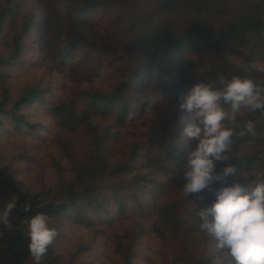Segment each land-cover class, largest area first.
I'll use <instances>...</instances> for the list:
<instances>
[{
    "label": "trees",
    "instance_id": "trees-1",
    "mask_svg": "<svg viewBox=\"0 0 264 264\" xmlns=\"http://www.w3.org/2000/svg\"><path fill=\"white\" fill-rule=\"evenodd\" d=\"M13 1L5 0L0 24L13 14ZM96 10H110L121 19L123 27L117 38L96 40L86 34L88 19L84 16ZM61 11L75 23L62 48L64 57L76 46L86 45L85 53L101 58L108 83L102 87L91 81L76 82L74 90L63 91L50 102L41 96L40 88L33 87L14 100L16 107L38 100L47 103L62 126L69 131L82 129L89 144L81 158L70 160L72 181L56 187L54 195L16 188L15 207L8 216L12 229L0 221V264H25L29 237L21 232L22 223L27 224L38 213L49 218L63 215L80 196L104 219L115 206L117 213L137 210L150 219L144 224L153 227L160 238L171 235L174 243L181 241L182 232L199 231L196 210L210 206L215 197L208 189L187 197L182 192L187 156L195 148L182 143L185 139L177 108L191 86L184 89L179 77L194 78L193 85L211 82L216 87L236 75L264 84V74L243 70L244 65L264 57V0H78L63 3ZM32 24L30 17L23 22L14 50L7 57L0 55V67L12 61L19 37ZM57 25L60 28L61 24ZM180 52L186 53L182 58L185 69L180 61H173V55ZM239 57H243L240 62ZM166 94H171L178 115L171 120L165 112L152 118L150 113L158 110L155 108ZM3 107L0 101V125ZM260 114L259 110H244L238 116L241 125L247 120L255 122V147L241 152L239 147L250 135L233 137L230 159L217 163V171L230 164L237 173L215 182L210 186L213 190L243 182L242 171L264 168V160L258 156L264 151ZM13 118L34 127L21 113ZM26 204L31 205V211H24ZM80 218L84 221L86 215ZM189 258L192 263L184 259L186 264H210L213 257L200 254L196 260Z\"/></svg>",
    "mask_w": 264,
    "mask_h": 264
},
{
    "label": "rangeland",
    "instance_id": "rangeland-1",
    "mask_svg": "<svg viewBox=\"0 0 264 264\" xmlns=\"http://www.w3.org/2000/svg\"><path fill=\"white\" fill-rule=\"evenodd\" d=\"M77 1L14 0L13 14L0 24V55L7 57L14 50L23 22L29 17L33 20L28 32L19 37V48L12 61L0 67V101L4 102L0 125V216L4 215L9 202L14 204L16 188L42 196L54 195L56 187L72 181L70 160L76 161L87 150L89 136L82 129L67 130L48 110L47 103L38 100L14 106L21 92L33 87L40 88L41 96L50 102L57 94L74 90L76 82L107 85L101 58L90 51L85 53L86 45L76 46L66 57L62 53L75 24L63 16L62 4ZM4 6L5 0H0V10ZM84 17L88 19L84 30L93 39L105 36L115 39L121 34L122 21L110 10L92 11ZM56 21L61 24L60 28ZM185 54L173 55V61H180L183 69L187 66L182 59ZM242 59L237 58L238 62ZM179 79L184 89L194 82V78ZM175 105L171 94H166L155 108L158 110L150 115L155 118L167 112L172 120L178 115ZM19 113L33 122L34 127L18 123L13 117ZM258 123L264 128L262 111ZM182 143L195 148L198 142L184 140ZM254 145L253 135H250L238 150L249 151ZM258 156L264 160V151ZM88 206L87 199L80 196L74 201V207L50 218V226L58 234L42 264H184V259L196 260L200 254L212 256L210 264H213V244L200 231L182 232L181 241L174 243L171 235L160 238L153 227L144 224L150 219L137 210L117 213L115 206L104 216L106 220ZM81 214L86 215L84 221ZM20 229L28 236L26 223H22ZM25 264H34L29 254Z\"/></svg>",
    "mask_w": 264,
    "mask_h": 264
},
{
    "label": "clouds",
    "instance_id": "clouds-1",
    "mask_svg": "<svg viewBox=\"0 0 264 264\" xmlns=\"http://www.w3.org/2000/svg\"><path fill=\"white\" fill-rule=\"evenodd\" d=\"M243 70L264 74V60L251 61ZM220 83L216 87L197 82L180 98L177 111L183 138L198 142L187 156L182 192L185 197L205 189L213 192L211 205L195 213L200 233L213 244V264H264V168L240 172L243 182L210 187L237 173L230 164L217 171V163L230 159L234 136L256 134L255 122L241 125L238 116L244 110L264 112V84L239 75ZM14 207L9 202L0 217L9 230L13 226L8 216ZM24 211H31V205L26 204ZM57 234L44 213L27 220L28 252L34 264H42Z\"/></svg>",
    "mask_w": 264,
    "mask_h": 264
}]
</instances>
